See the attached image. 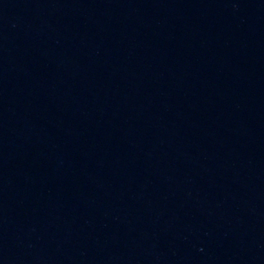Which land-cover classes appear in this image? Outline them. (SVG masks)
I'll use <instances>...</instances> for the list:
<instances>
[{"label":"water","instance_id":"1","mask_svg":"<svg viewBox=\"0 0 264 264\" xmlns=\"http://www.w3.org/2000/svg\"><path fill=\"white\" fill-rule=\"evenodd\" d=\"M0 264H264V0H0Z\"/></svg>","mask_w":264,"mask_h":264}]
</instances>
